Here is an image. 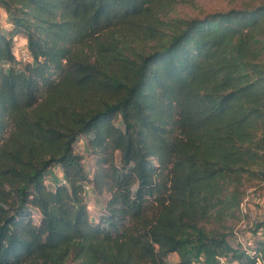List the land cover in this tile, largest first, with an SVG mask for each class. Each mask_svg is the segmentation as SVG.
I'll return each mask as SVG.
<instances>
[{"label":"trees","instance_id":"16d2710c","mask_svg":"<svg viewBox=\"0 0 264 264\" xmlns=\"http://www.w3.org/2000/svg\"><path fill=\"white\" fill-rule=\"evenodd\" d=\"M175 2L0 0V264L264 263V216L230 224L264 181V0Z\"/></svg>","mask_w":264,"mask_h":264},{"label":"rangeland","instance_id":"374dc122","mask_svg":"<svg viewBox=\"0 0 264 264\" xmlns=\"http://www.w3.org/2000/svg\"><path fill=\"white\" fill-rule=\"evenodd\" d=\"M259 3V0H176V2L171 6V10L168 11L165 15L161 16L164 22H176L178 20H187L191 18H203L209 13L228 10L230 8H240L249 4L256 5ZM4 10H0V29L6 30V19H4ZM166 27L164 26L163 29ZM24 38V37H23ZM21 40V37L20 39ZM142 45H145L142 43ZM150 47V46H149ZM148 48V46H146ZM86 53L90 55V51L86 50ZM77 151L84 156L85 165L89 170L91 164L93 163L84 140H80L77 143ZM119 160V156H118ZM63 179V174L59 167L55 166L49 169L47 173V183L50 186H54L57 181ZM246 196L248 197L247 211L246 215H243L240 212V218L237 221V218L234 219L230 224L231 226L235 225L234 228L240 223L245 224V227L241 229L242 233L248 237L247 229L248 227L255 223L257 219L264 216V181H255L251 184H247L246 187ZM89 193V192H88ZM91 194V193H89ZM90 198V211L91 215L94 218L98 208L96 207L97 201L95 196ZM178 258L177 254L171 256L172 262L176 261ZM69 264H76L75 262H70ZM196 264H203L202 260H197Z\"/></svg>","mask_w":264,"mask_h":264},{"label":"built area","instance_id":"2783aa9c","mask_svg":"<svg viewBox=\"0 0 264 264\" xmlns=\"http://www.w3.org/2000/svg\"><path fill=\"white\" fill-rule=\"evenodd\" d=\"M20 39V38H19ZM17 40L16 42V49H15V55L16 57H18L19 59L23 60V61H27L30 59V54L29 51L27 49V41L26 38L21 37V40ZM86 189L89 190V186H86ZM248 197H245L243 199V201L240 204V211L243 215H246L248 213L247 211V204H248ZM245 227V224L240 223L239 225H237L234 228V235L237 239V241L243 246V247H247L248 244V239L247 236L244 235L241 231L242 228ZM219 264H239L236 261H230L228 258L226 257H219ZM255 264H264L262 259L260 257L256 258V262Z\"/></svg>","mask_w":264,"mask_h":264},{"label":"crops","instance_id":"0c3cea01","mask_svg":"<svg viewBox=\"0 0 264 264\" xmlns=\"http://www.w3.org/2000/svg\"><path fill=\"white\" fill-rule=\"evenodd\" d=\"M4 19H6L7 20V14L4 12ZM5 26H6V28H9V23H7V21H6V24H5ZM178 258H176V260H177Z\"/></svg>","mask_w":264,"mask_h":264}]
</instances>
